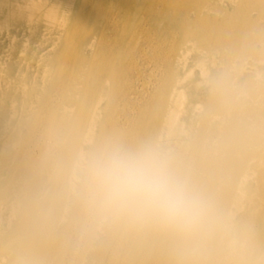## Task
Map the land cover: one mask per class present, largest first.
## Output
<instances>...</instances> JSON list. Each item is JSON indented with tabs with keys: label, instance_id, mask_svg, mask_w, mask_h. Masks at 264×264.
I'll use <instances>...</instances> for the list:
<instances>
[{
	"label": "bare ground",
	"instance_id": "6f19581e",
	"mask_svg": "<svg viewBox=\"0 0 264 264\" xmlns=\"http://www.w3.org/2000/svg\"><path fill=\"white\" fill-rule=\"evenodd\" d=\"M225 2L0 0V264H246L248 238L264 240L247 216L252 196L264 202V149L226 122L223 101L242 90L238 78L226 87L220 66L263 37L248 13L264 19V0ZM198 70L210 82L205 105ZM146 143L222 210L211 238L91 204L83 163ZM256 220L264 226V212Z\"/></svg>",
	"mask_w": 264,
	"mask_h": 264
},
{
	"label": "clouds",
	"instance_id": "9594fccd",
	"mask_svg": "<svg viewBox=\"0 0 264 264\" xmlns=\"http://www.w3.org/2000/svg\"><path fill=\"white\" fill-rule=\"evenodd\" d=\"M82 183L102 214L154 219L189 238H211L221 226L222 210L152 143L98 153L83 163Z\"/></svg>",
	"mask_w": 264,
	"mask_h": 264
},
{
	"label": "rangeland",
	"instance_id": "374dc122",
	"mask_svg": "<svg viewBox=\"0 0 264 264\" xmlns=\"http://www.w3.org/2000/svg\"><path fill=\"white\" fill-rule=\"evenodd\" d=\"M243 0H226L225 7L228 10H239L242 6ZM218 5V3H216ZM238 12V11H237ZM259 13L261 11H256L254 9L249 10V17L256 18L258 26L263 30V37L260 40H255L254 42H248L246 45L243 41L237 46L238 49L235 51L237 52L239 47L241 46L243 51V56L239 58H233L231 55L230 59H227L226 66H220L224 72H226L232 82H228L226 87L231 90L234 80L238 78L241 82V94L238 100H235L233 96L223 101L222 110L225 111L224 115L226 118V122H230L229 124L235 123L239 125V130L241 134L246 135L242 138L248 141V138L251 136L255 137L256 135L259 138V143L254 142L255 144H249V149H253L254 145H261L264 149V133L262 135L259 134L260 131H264V19H260ZM210 15L217 17V10L212 11L209 13ZM192 32V31H190ZM192 36H195L192 33ZM250 38H254L257 36V33L253 32L252 30L249 32ZM205 46H210L206 44ZM168 48H172L170 44H168ZM177 49V47H176ZM228 50L231 52V47L223 46L222 51ZM173 49H170L172 52ZM245 57H248L247 60ZM236 60V61H234ZM22 67H28L27 60H21L20 64ZM200 71L198 70V74L193 76L194 83H198L199 85L195 87L194 94L197 97V102H202V104H206L207 99L209 98V84L210 82L203 80ZM206 109V108H204ZM248 111V112H247ZM260 116H263L261 119ZM252 141V139H250ZM32 148V145H30ZM261 158V165L258 167V172H256L255 178L258 176L261 177L263 174L264 176V153L260 156ZM257 161V160H256ZM262 176V177H263ZM254 178H251V182H253ZM252 185V183H251ZM253 189L251 188L250 193L253 194ZM255 192V191H254ZM252 206L253 210L250 211L247 216L252 221L251 229L249 231L261 232L264 230V226L261 224L258 226L256 220V216L260 214V212H264L263 205L264 202L261 201L258 197H254ZM256 215V216H255ZM247 228H250L247 227ZM243 231V229H242ZM264 252V240L262 242H253L251 238H248L246 250L244 252L245 256V263L252 264L254 261L256 253ZM260 264H264L262 260Z\"/></svg>",
	"mask_w": 264,
	"mask_h": 264
}]
</instances>
